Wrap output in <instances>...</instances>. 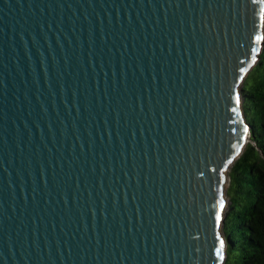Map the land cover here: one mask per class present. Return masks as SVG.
Here are the masks:
<instances>
[{
  "label": "water",
  "instance_id": "water-1",
  "mask_svg": "<svg viewBox=\"0 0 264 264\" xmlns=\"http://www.w3.org/2000/svg\"><path fill=\"white\" fill-rule=\"evenodd\" d=\"M263 44L264 0H0V264H225Z\"/></svg>",
  "mask_w": 264,
  "mask_h": 264
},
{
  "label": "trees",
  "instance_id": "trees-1",
  "mask_svg": "<svg viewBox=\"0 0 264 264\" xmlns=\"http://www.w3.org/2000/svg\"><path fill=\"white\" fill-rule=\"evenodd\" d=\"M242 94L251 142L230 171L225 264H264V44Z\"/></svg>",
  "mask_w": 264,
  "mask_h": 264
},
{
  "label": "rangeland",
  "instance_id": "rangeland-1",
  "mask_svg": "<svg viewBox=\"0 0 264 264\" xmlns=\"http://www.w3.org/2000/svg\"><path fill=\"white\" fill-rule=\"evenodd\" d=\"M231 171V170H230ZM230 171H228V182H227V185H226V199H227V202L228 204L230 203V198H229V191H230V187H231V177H230ZM228 209H226V214H227V211Z\"/></svg>",
  "mask_w": 264,
  "mask_h": 264
},
{
  "label": "snow or ice",
  "instance_id": "snow-or-ice-1",
  "mask_svg": "<svg viewBox=\"0 0 264 264\" xmlns=\"http://www.w3.org/2000/svg\"><path fill=\"white\" fill-rule=\"evenodd\" d=\"M237 103H239V101H237ZM235 110H236V109L234 108L233 111H235ZM220 207H221V209L224 208V202H223V201L220 202ZM220 220H221V216H220L219 214H217V216H216V221H217V223H219ZM221 247H223V242L221 243ZM219 254H220V251L218 250V255H219Z\"/></svg>",
  "mask_w": 264,
  "mask_h": 264
}]
</instances>
